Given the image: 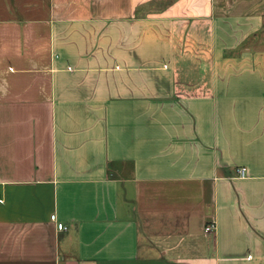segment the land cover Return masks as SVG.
I'll list each match as a JSON object with an SVG mask.
<instances>
[{"label": "crops", "instance_id": "crops-1", "mask_svg": "<svg viewBox=\"0 0 264 264\" xmlns=\"http://www.w3.org/2000/svg\"><path fill=\"white\" fill-rule=\"evenodd\" d=\"M0 264H264V0H0Z\"/></svg>", "mask_w": 264, "mask_h": 264}, {"label": "built area", "instance_id": "built-area-1", "mask_svg": "<svg viewBox=\"0 0 264 264\" xmlns=\"http://www.w3.org/2000/svg\"><path fill=\"white\" fill-rule=\"evenodd\" d=\"M245 172H246V170L244 168L239 169L238 170V176L240 178H244L245 177ZM50 219H51V221H55V217L54 216H51ZM56 228H57L58 231H62V230L66 229V227L63 224H61V223H56ZM214 230H215V224L214 223H210L207 226H205V228H204V232L205 233H211Z\"/></svg>", "mask_w": 264, "mask_h": 264}]
</instances>
